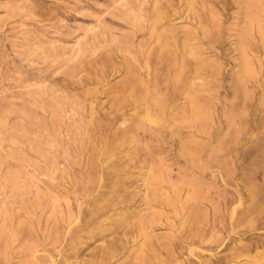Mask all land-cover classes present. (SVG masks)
I'll return each instance as SVG.
<instances>
[{
  "label": "rangeland",
  "instance_id": "374dc122",
  "mask_svg": "<svg viewBox=\"0 0 264 264\" xmlns=\"http://www.w3.org/2000/svg\"><path fill=\"white\" fill-rule=\"evenodd\" d=\"M0 264H264V0H0Z\"/></svg>",
  "mask_w": 264,
  "mask_h": 264
},
{
  "label": "bare ground",
  "instance_id": "6f19581e",
  "mask_svg": "<svg viewBox=\"0 0 264 264\" xmlns=\"http://www.w3.org/2000/svg\"><path fill=\"white\" fill-rule=\"evenodd\" d=\"M125 120V119H124Z\"/></svg>",
  "mask_w": 264,
  "mask_h": 264
}]
</instances>
